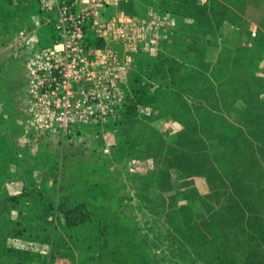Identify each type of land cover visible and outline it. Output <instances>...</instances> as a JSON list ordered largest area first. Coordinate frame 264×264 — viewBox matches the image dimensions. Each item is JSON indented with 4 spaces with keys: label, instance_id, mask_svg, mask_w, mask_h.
Here are the masks:
<instances>
[{
    "label": "rangeland",
    "instance_id": "1",
    "mask_svg": "<svg viewBox=\"0 0 264 264\" xmlns=\"http://www.w3.org/2000/svg\"><path fill=\"white\" fill-rule=\"evenodd\" d=\"M169 1L132 4L137 47L90 35L85 62H59L78 75L63 84L39 1L0 0V264H264L243 234L264 226L261 108L245 83L264 84V17L239 33L247 0H176L172 21L155 13ZM224 93L231 123L201 117L200 98ZM76 206L88 219L70 227Z\"/></svg>",
    "mask_w": 264,
    "mask_h": 264
},
{
    "label": "built area",
    "instance_id": "2",
    "mask_svg": "<svg viewBox=\"0 0 264 264\" xmlns=\"http://www.w3.org/2000/svg\"><path fill=\"white\" fill-rule=\"evenodd\" d=\"M38 1L45 24L57 37L53 44L56 56L47 63L50 68L56 67L54 80L60 78L63 84H70L78 75L64 73L59 62L79 66L85 62L88 58L83 57L82 51L95 47L87 41L90 35L101 39L106 46H110L107 42L115 41L122 47L133 48L138 46L137 41L142 42V31L146 30L145 25L131 19L130 7L136 0ZM252 34L256 35V30Z\"/></svg>",
    "mask_w": 264,
    "mask_h": 264
},
{
    "label": "trees",
    "instance_id": "3",
    "mask_svg": "<svg viewBox=\"0 0 264 264\" xmlns=\"http://www.w3.org/2000/svg\"><path fill=\"white\" fill-rule=\"evenodd\" d=\"M16 0H5V2H14ZM169 4L171 5V8L168 9L171 12H175L177 13V9H175V5H176V0H170ZM169 5V6H170ZM246 85L251 86L254 85L255 88V94L254 96H257V104L260 106V115H259V126L257 128V130H259L260 132H264V104L259 101L261 99H259V93L261 91V89L263 88L264 84L262 82V79H254L253 81H246L245 82ZM214 86V85H212ZM213 97H206L203 96L200 98V105L204 106V110L202 111V116L201 117H207V120L209 122H213L216 123L219 120H222L227 123H231L232 121V117H233V113L227 109V104L230 102L228 101V98L233 97V96H227L225 93L224 94H219V95H212ZM239 97V96H238ZM249 99V97L244 93L240 95V102H239V111H238V115L237 119L239 118V120H246V109L248 108L249 110V105L247 104V100ZM212 101H215V105H218L220 108L218 110V108H216V106H214V103ZM232 101V100H231ZM262 106H261V105ZM222 108V109H221ZM251 112V111H250ZM251 114V113H250ZM230 121V122H229ZM226 124V123H225ZM244 126V125H243ZM240 133L241 135L243 134V138L244 139H248V137H250V135H252V130L247 131L246 126H244V128L242 127V129H240ZM227 137L231 138V135L229 134V132L227 131L226 133ZM249 210L251 209H247L248 211V218H252V220L254 219V217L258 218L262 213L261 210L259 209L258 211H254V212H249ZM65 219H66V224L70 227H74V226H78L80 224H83L87 221L88 216L86 214V212L82 211L78 206L76 207H71L69 209H67L65 211ZM252 222V221H251ZM264 234V226H262L261 224H259L257 221H255L254 223H249L247 225V230L243 231V234L245 236V240H247L248 245H249V258H252L253 256H255L256 254H258V251L260 249L264 250V246H258L256 244H254V240L255 238L258 237V235ZM264 241V240H263Z\"/></svg>",
    "mask_w": 264,
    "mask_h": 264
},
{
    "label": "crops",
    "instance_id": "4",
    "mask_svg": "<svg viewBox=\"0 0 264 264\" xmlns=\"http://www.w3.org/2000/svg\"><path fill=\"white\" fill-rule=\"evenodd\" d=\"M227 4L235 9L233 5ZM243 12H241L242 19L238 22L229 23V30H235V32L244 33L245 31L256 27L264 17V0H247L245 6L242 7ZM159 16L170 18L172 21L175 19V12L166 10L165 13H159L155 10Z\"/></svg>",
    "mask_w": 264,
    "mask_h": 264
}]
</instances>
